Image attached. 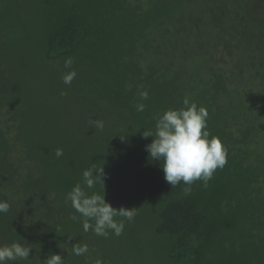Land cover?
<instances>
[{
	"label": "trees",
	"instance_id": "16d2710c",
	"mask_svg": "<svg viewBox=\"0 0 264 264\" xmlns=\"http://www.w3.org/2000/svg\"><path fill=\"white\" fill-rule=\"evenodd\" d=\"M185 99L228 150L189 193L143 137ZM77 183L137 208L121 235L84 230ZM0 201V245L32 248L8 264H264V0H0Z\"/></svg>",
	"mask_w": 264,
	"mask_h": 264
},
{
	"label": "clouds",
	"instance_id": "9594fccd",
	"mask_svg": "<svg viewBox=\"0 0 264 264\" xmlns=\"http://www.w3.org/2000/svg\"><path fill=\"white\" fill-rule=\"evenodd\" d=\"M73 58L66 57L64 67L71 69L62 76L63 83L70 85L77 73L72 68ZM148 92L140 93L141 100L148 99ZM183 107L168 109L156 118L155 131H144L143 137H153L150 144L145 145V150L155 161H162L160 168L164 174V180L172 187L183 182L185 193L191 191V185L201 180L207 186L218 168H223L227 160V147L223 145L219 137L211 135L208 129L209 113L204 106H197L188 99L183 101ZM144 103L136 105V110L142 112ZM93 123L99 129L103 128V122L94 120ZM55 155L63 156V149H56ZM103 168H88L82 173L83 184L87 189H94L97 182L104 186ZM66 202L83 218L85 231L91 229L98 236H107L111 231L116 236L123 233L124 221L116 217L132 220L136 215L137 208L119 209L113 207L106 201L105 195L93 191L89 195L80 183H77L66 194ZM10 205L6 201H0V213H7ZM73 219H76L73 216ZM90 221H95L94 224ZM29 245L18 241L10 244L0 245V264H8L9 261L16 262L29 260L31 251ZM73 254L84 255L88 248L86 245L73 246ZM45 264H64V257L60 254H50L44 261Z\"/></svg>",
	"mask_w": 264,
	"mask_h": 264
}]
</instances>
